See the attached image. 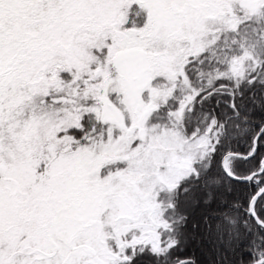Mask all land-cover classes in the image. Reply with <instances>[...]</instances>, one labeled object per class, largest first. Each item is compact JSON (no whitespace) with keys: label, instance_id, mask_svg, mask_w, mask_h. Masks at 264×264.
<instances>
[{"label":"snow or ice","instance_id":"6c2138e0","mask_svg":"<svg viewBox=\"0 0 264 264\" xmlns=\"http://www.w3.org/2000/svg\"><path fill=\"white\" fill-rule=\"evenodd\" d=\"M264 264V0H0V264Z\"/></svg>","mask_w":264,"mask_h":264},{"label":"trees","instance_id":"16d2710c","mask_svg":"<svg viewBox=\"0 0 264 264\" xmlns=\"http://www.w3.org/2000/svg\"><path fill=\"white\" fill-rule=\"evenodd\" d=\"M185 255L194 258L197 261V264H206L207 253L201 248H197L196 246H190L186 249ZM145 264H150L147 257L143 258Z\"/></svg>","mask_w":264,"mask_h":264}]
</instances>
